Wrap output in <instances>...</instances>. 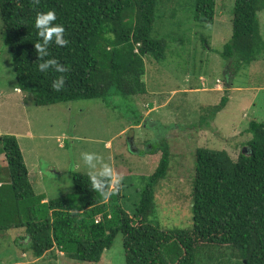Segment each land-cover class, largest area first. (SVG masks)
I'll return each instance as SVG.
<instances>
[{
  "label": "trees",
  "instance_id": "1",
  "mask_svg": "<svg viewBox=\"0 0 264 264\" xmlns=\"http://www.w3.org/2000/svg\"><path fill=\"white\" fill-rule=\"evenodd\" d=\"M193 2L191 22L213 25L217 0ZM156 3L157 0H0L1 40L11 57L16 88L31 95L36 106L101 100L111 107L117 97L146 94L145 59L163 63L169 43L175 40L159 37L156 30L153 36ZM48 10L55 11L56 22L65 27L69 41L66 47H49L48 58L58 59L68 69L60 92L53 91L51 84L61 74L53 70L42 73L35 64V16ZM263 11L264 0H234L230 40L220 52L213 50L226 68L234 62L248 67L264 58L258 18ZM200 40L208 46L204 38ZM228 88L225 85L217 105L202 109L201 118L212 119L226 106ZM126 106L118 113L133 118L134 126L139 125L141 115L135 107ZM151 125L146 121V128L153 129ZM161 129L164 130H157L162 133L159 139L146 141L151 148L143 154H159V160L154 172L141 177L145 186L137 192L139 201L130 213L123 208V181L139 165L133 166L127 176L122 174L119 191L108 200L91 189L87 175L73 173L72 194L47 201L36 195L29 181L16 137L0 136V182H9L0 184V237L9 230H22L25 236L19 239L27 241L26 249L34 258L56 249L76 264H98L118 234L122 237L124 264H199L204 258L209 264H230L232 258L235 264H264V123H249L251 140L240 145L235 160L223 150L196 149L189 230H162L149 220L156 209L155 188L167 178L172 156L163 136L168 128ZM129 140H123L128 154L133 147ZM121 156L119 160H123Z\"/></svg>",
  "mask_w": 264,
  "mask_h": 264
},
{
  "label": "rangeland",
  "instance_id": "2",
  "mask_svg": "<svg viewBox=\"0 0 264 264\" xmlns=\"http://www.w3.org/2000/svg\"><path fill=\"white\" fill-rule=\"evenodd\" d=\"M216 3L213 27L208 29L191 22L193 0H157L153 36L156 30L159 37L175 40L169 43L163 63L145 59L146 94L117 97L111 107L101 100L36 106L31 95L17 93L11 57L1 40L0 21V136L16 137L36 195L48 201L72 194L73 173L87 175L80 153L95 152L120 176L123 173L127 176L133 166L139 165L123 181V208L130 213L139 201L137 192L145 186L141 177L154 172L159 160V154H143L151 148L146 141L159 139L162 133L158 131L164 130L161 126L167 127L163 136L170 145V171L155 188L156 209L149 220L162 230L192 227L190 182L196 149L223 150L235 160L240 145L251 140L249 123H264V74L259 73V66L264 68V58L248 67L234 62L226 68L213 50L220 52L230 40L234 0ZM175 8L180 10L176 12ZM258 18L264 40V11ZM201 37L208 43L207 47L201 43ZM230 79L235 87L242 86L245 91L232 90L229 98L233 101H227L212 119L201 118L203 108L220 102L224 84ZM116 105L117 109H113ZM124 105L136 108L141 115L139 125L134 126L133 118L118 113ZM146 121L154 128H146ZM125 134L131 138L132 155L126 151ZM135 138L137 144L133 142ZM119 155H123V160L118 159ZM66 180L70 182L65 184ZM0 184L9 182L3 179ZM23 236L22 230L14 229L0 237V264H76L56 249L42 258H34L26 249L27 241L19 239ZM229 263L235 264V260L232 258ZM98 264H124L120 234ZM199 264L209 261L204 258Z\"/></svg>",
  "mask_w": 264,
  "mask_h": 264
},
{
  "label": "clouds",
  "instance_id": "3",
  "mask_svg": "<svg viewBox=\"0 0 264 264\" xmlns=\"http://www.w3.org/2000/svg\"><path fill=\"white\" fill-rule=\"evenodd\" d=\"M56 20L57 16L54 10L36 13L34 27L37 30V42L34 43V48L38 58L35 63L38 71L46 73L53 70L55 73L61 74L51 84L53 91L60 92L65 86L64 73L68 69L58 59L48 58L50 56L49 47L53 44L57 47H66L69 41L65 38V27L57 23ZM206 27L211 29L213 25L207 24ZM15 91L19 93L21 89L17 87ZM80 160L87 169L90 186L95 193H99L104 200H108L119 191L122 177L114 171L109 163H104L100 155L85 151L80 153ZM68 182L70 181L66 180L65 184Z\"/></svg>",
  "mask_w": 264,
  "mask_h": 264
},
{
  "label": "crops",
  "instance_id": "4",
  "mask_svg": "<svg viewBox=\"0 0 264 264\" xmlns=\"http://www.w3.org/2000/svg\"><path fill=\"white\" fill-rule=\"evenodd\" d=\"M258 64V63H257ZM261 72V74H264V68L262 67L261 68V66H259V73ZM231 73H233V70L231 69ZM231 78V77H230ZM232 79H230V81H229V83L227 84V83H225L224 85H229V87H230V89L228 90V93H229V95H228V102H231V101H233V98L232 97H230L229 98V96H230V94H231V92H232V90H235V89H242V86H240V87H235V84H234V81H231ZM224 82H226V81H224ZM245 90L244 89H242L241 90V92H244Z\"/></svg>",
  "mask_w": 264,
  "mask_h": 264
}]
</instances>
